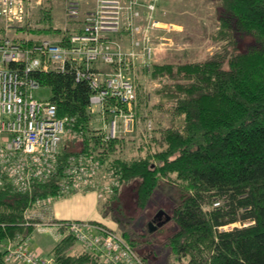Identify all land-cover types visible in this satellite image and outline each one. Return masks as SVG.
I'll use <instances>...</instances> for the list:
<instances>
[{
  "label": "trees",
  "instance_id": "16d2710c",
  "mask_svg": "<svg viewBox=\"0 0 264 264\" xmlns=\"http://www.w3.org/2000/svg\"><path fill=\"white\" fill-rule=\"evenodd\" d=\"M219 4L222 18L230 19H225L228 26L233 22L229 27L238 32L236 38L248 37L251 45L238 51L233 43L235 53L229 58L226 49L224 56L217 53L203 62L180 64L175 73L171 64L155 65L156 71L178 81L158 91L160 101L154 107L157 113L168 112L171 123L165 126L160 121L153 134L152 143L165 150L152 158L162 164L154 166L149 157L105 167L109 166L119 184L140 181L136 195L142 205L160 178L175 174L184 181L189 194L172 214L177 231L169 244L179 260L190 258L186 264H264V0H219ZM33 78L50 89L47 100L56 107L57 116L68 119L64 138L69 134L82 137L93 129L92 138L98 144L119 139L106 140L103 130L90 127L96 118L87 113L91 89L86 81L76 82L69 67L63 73H34ZM170 105L180 122H173ZM62 149L54 157L55 174L42 182L32 175L27 179L25 174L24 183L16 184L15 177L9 176L11 161L0 166V264H5L2 244L14 241L18 234L27 237L33 227L24 213L37 200L64 195L59 184L68 178L65 173L72 160L92 157L105 165L88 148L76 153ZM10 160L15 169L16 158ZM233 224L239 225L221 230ZM74 242L67 236L57 244L53 250L56 264H101L86 251L68 255ZM203 250L208 255L203 256Z\"/></svg>",
  "mask_w": 264,
  "mask_h": 264
},
{
  "label": "built area",
  "instance_id": "2783aa9c",
  "mask_svg": "<svg viewBox=\"0 0 264 264\" xmlns=\"http://www.w3.org/2000/svg\"><path fill=\"white\" fill-rule=\"evenodd\" d=\"M86 1L69 0V17L77 18L80 5ZM26 3L29 0H0V17L21 20L27 13ZM157 10V0H94L93 9L80 18V29L64 43L44 41L24 47L9 40L0 42V164L11 161L8 170L9 176L15 177L14 183L23 184L25 174L27 179L32 175L41 182L55 174L54 157L68 124L66 117L57 116L49 100L34 97V90L40 87L34 73H63L69 67L76 82L86 81L92 92L87 113L99 118L106 140L117 137L116 126L123 127V132L133 129L137 122V89L129 71L135 63L150 69L156 40L159 39L157 46L169 43L168 25L175 29L157 18ZM100 64L108 70L98 68ZM12 158H16L15 169ZM91 158L72 160L65 173L68 178L59 184L60 194L94 186L100 165ZM52 201L53 197L37 200L24 217L30 221L43 219L41 230H63L86 252L97 256L101 264H143L136 248L112 229L90 222L51 220L47 214ZM33 221L32 226L38 229ZM29 243L30 237L22 234L16 235L14 241L8 240L3 246L4 262L49 264L31 251Z\"/></svg>",
  "mask_w": 264,
  "mask_h": 264
},
{
  "label": "rangeland",
  "instance_id": "374dc122",
  "mask_svg": "<svg viewBox=\"0 0 264 264\" xmlns=\"http://www.w3.org/2000/svg\"><path fill=\"white\" fill-rule=\"evenodd\" d=\"M68 2V0H29V3L25 5L27 13L21 17V20L16 21L13 16L0 17V42L9 40L24 47L39 45L44 41L64 43L70 34L79 30L78 25L70 23L75 22L76 19L80 20V17H69ZM166 2L162 5V10L166 14L167 22L175 26V29H171L168 25L170 32L166 34V39H169L170 42L161 45L159 51L157 49L159 39L156 40L155 48L157 54H160L159 60L156 61V64L151 65L150 69L141 67L139 77L136 78V81L133 80L137 85L138 94L140 93L141 106L150 92L149 105H153V109L148 115L149 117L142 120L137 119V125L133 129L120 134L117 137L119 139L110 144H98L92 138H95L93 129H89L87 134H82V137L73 134L67 135L60 148L63 150L64 146V150L71 153L81 152L88 148L99 154L98 157L101 156L102 163L105 162V165L100 166L94 179L95 187L98 185L97 188L102 191L97 192L100 198L97 212L100 216H104L105 222L108 221L109 226L115 229L114 232L132 242L140 259L142 258L143 264H186L190 260V258L179 260L169 245L171 237L177 231L176 224L171 220L172 214L181 203L182 198L189 194L184 181H179L175 174L160 178L150 199L142 205L136 195L140 181L132 179L119 184L112 177L109 166L105 167L108 164L110 166L118 165L122 161L130 162L149 157L154 166L159 167L162 164L152 158L154 154L157 157L158 152H161L162 149L165 150V147L159 149L152 143L153 134H155L160 121L161 124H166L165 126H170L171 123L168 119V112L166 114L163 112L161 115L157 113L159 112L158 108L156 110L154 107L160 101L158 91L164 90L166 87L170 88L178 81L170 79L167 73L161 74L156 71L154 66L171 64L175 73L180 64L203 62L217 53L224 56L226 49L229 51L227 56L229 58L235 53L233 51L235 45V49L238 51H243L251 45L248 37L236 38L238 32H234L229 27L233 22L231 21L228 26L225 19L229 18H222L223 13L219 0H169ZM223 21L227 26H222ZM226 30L235 39L229 37ZM160 37L163 36L160 35ZM231 40L235 42H231ZM144 70L149 71L148 75ZM33 95L36 99L46 100L51 97V91L47 87L40 86L34 90ZM167 108L169 110L171 105ZM172 110L170 109L169 113L173 116V122H180L181 117L176 120L178 116ZM96 119L94 118V120ZM93 125L95 129H103L97 121H94ZM165 126L162 127L163 132ZM116 130L118 133L119 127L116 126ZM147 148L149 149L147 150ZM103 186L109 187L110 191L102 190ZM101 194L106 196L104 200L102 199L104 197H100ZM204 208L208 210L210 207L205 206ZM161 213L162 215H160ZM166 217L169 220L165 221ZM160 221H164L163 225L157 226ZM238 225L225 226L221 230H228ZM153 226L156 228L151 230ZM39 236L34 233V240ZM77 246L79 245L75 247ZM207 252L203 250V256L208 255ZM12 264L22 263L15 261Z\"/></svg>",
  "mask_w": 264,
  "mask_h": 264
},
{
  "label": "crops",
  "instance_id": "0c3cea01",
  "mask_svg": "<svg viewBox=\"0 0 264 264\" xmlns=\"http://www.w3.org/2000/svg\"><path fill=\"white\" fill-rule=\"evenodd\" d=\"M166 1L169 0H157V6H158V10L156 13V16L159 20L168 23V24H172L167 22V18H166V14L165 12L162 10V5L165 4ZM167 3V2H166ZM94 6V0H87L86 3H83L80 5V10H79V16L77 18H81V16L93 9ZM166 21H165V20ZM71 21H75V20H71ZM71 25H78V29H80L81 27V19H76L75 22H71ZM68 26V23H67ZM180 28V24L178 25ZM156 34H160V33H156ZM169 42L170 40L167 39ZM168 43V42H167ZM164 45V44H162ZM157 49L160 51V45L157 46ZM156 49V51H157ZM155 51V57H154V62L153 64H156V61H158L160 54H157V52ZM98 68H100L101 70H108L107 66H104L102 64L97 66ZM144 68V66L135 63L129 73L130 76L132 77L133 80L136 81V78L139 77L140 75V68ZM145 74L148 75L149 71L144 70ZM134 81V82H135ZM136 89H137V85L135 84ZM150 92H148V97H146V99L143 101V106H141V102L138 100V89H137V101L135 104V111H136V117L138 120H142L145 117H149L148 115L150 114V112L153 109V105L150 106L149 102H150ZM97 118V119H96ZM96 120H92V124L90 122V127L94 128L93 122L97 121L99 123L100 120L98 117H96ZM146 118V119H147ZM111 119V112L109 111V107H108V111L106 113V121L109 122ZM145 119V121H146ZM137 125V122L135 124V126ZM123 127L120 126L119 128V132L117 134V137L120 134H123ZM98 186V185H97ZM97 186L95 187H88L84 190H70L68 193H65L62 196H58L53 198V201L51 203V208H50V213L47 214V216L51 219V220H55V221H83V222H90V223H94V224H100L105 226L106 228L115 230L114 228H112L111 226H109L110 224H108V221L105 222L104 216H100L97 212L98 209V203H99V197H98V191H101L100 189L97 188ZM104 186L101 188L102 190H104ZM102 192V191H101ZM100 197H104L102 198L103 200L106 198V196H103L102 194L100 195ZM33 221V220H32ZM34 224H38L39 228L37 229V227H32L31 231L28 234V237H30V249L31 251L40 259L49 262V264H56L55 263V257H54V248L57 246V244H59L62 239H64L65 237H67L68 235H65L63 230H55V229H44L41 230L40 228V224H42L44 221L43 219H35ZM34 233H37V235H40L38 239L34 240ZM8 240H6L2 246H4L7 243ZM76 245H79L77 247H75ZM3 249V247H2ZM85 252V249L83 248V246L81 244H79L77 241L74 242V244L72 245V247L67 251L68 255L70 256H75V255H79Z\"/></svg>",
  "mask_w": 264,
  "mask_h": 264
},
{
  "label": "water",
  "instance_id": "95a60500",
  "mask_svg": "<svg viewBox=\"0 0 264 264\" xmlns=\"http://www.w3.org/2000/svg\"><path fill=\"white\" fill-rule=\"evenodd\" d=\"M160 215H162V213H161ZM167 220H169L168 217L165 218V221H167ZM163 223H164V221H160V222L157 223V226H162ZM155 228H156V227L153 226V227L151 228V230H154Z\"/></svg>",
  "mask_w": 264,
  "mask_h": 264
}]
</instances>
